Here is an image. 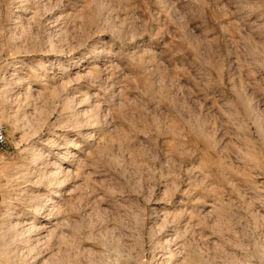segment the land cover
I'll return each mask as SVG.
<instances>
[{
	"label": "rangeland",
	"instance_id": "1",
	"mask_svg": "<svg viewBox=\"0 0 264 264\" xmlns=\"http://www.w3.org/2000/svg\"><path fill=\"white\" fill-rule=\"evenodd\" d=\"M1 2L0 221L17 204L29 227L55 195L33 250L0 232V264H118L106 232L130 264L166 260L175 232L209 264H264V0Z\"/></svg>",
	"mask_w": 264,
	"mask_h": 264
},
{
	"label": "bare ground",
	"instance_id": "2",
	"mask_svg": "<svg viewBox=\"0 0 264 264\" xmlns=\"http://www.w3.org/2000/svg\"><path fill=\"white\" fill-rule=\"evenodd\" d=\"M29 1H25V2H21L22 5H26L28 4ZM2 2L0 0V19H1V13H2ZM39 10H40V7H36L35 11V15L37 13H39ZM34 15V18H36V16ZM38 15V14H37ZM33 18V17H32ZM23 21V20H22ZM252 100V99H251ZM70 102V100H69ZM69 104V103H68ZM254 107V106H253ZM250 114V113H249ZM250 117L251 119L254 120V123L257 125V130L260 134L264 133V128H263V131L261 132L260 128L264 127L263 124L260 122V117L259 116H255V115H251L250 114ZM39 121V120H38ZM263 121V120H262ZM206 125V124H205ZM248 126V124H247ZM38 128V127H37ZM203 128V127H202ZM247 130H248V136L250 138H252V142L254 141L255 143V139L252 135V132H251V127L248 126L247 127ZM35 131V130H34ZM206 131V130H205ZM88 137H93L96 135L95 133V125H94V122L92 124V130L90 132V134L88 133L87 134ZM258 140H256L257 142ZM249 144V143H248ZM33 145V143H32ZM257 146V145H256ZM261 147V146H260ZM42 152V151H41ZM40 151H38L35 156L36 158L33 159L32 161H30L28 164H33V163H38V166L41 167V165L43 164V156H42V153ZM262 157H264V155H262ZM65 159V158H64ZM63 159V160H64ZM53 164V163H52ZM63 166H61V163H59L58 166H55V168H51L50 169V174H49V177L53 180V178L56 180V176L61 174L62 171H63ZM45 173V171H43ZM48 173V172H47ZM56 175V176H55ZM205 178V177H204ZM32 180V179H31ZM58 182V181H57ZM60 183V182H59ZM212 190H214V188H212ZM198 194V192H196ZM194 193V194H196ZM54 195H55V192L54 190L51 191L50 195H48V198H46V201L44 202H41V204H39L36 208H33L34 210H32L30 213H28V219L30 220V226L29 227H24V226H21V223H16L15 225L12 224V220L10 219L13 215V211L14 209L17 207L16 205L17 204H14L12 205V208H10V211L6 213V217H4L3 219H1L0 221V232L1 233H4L5 236H8L9 239H11V241H13V243L15 242H18L17 244V249H8L6 250V254L11 250V251H14V257H19L20 255H24L28 250L30 252V250L34 249L33 247H31V238H32V235L31 233L32 232H37L39 231V229L42 227L39 225L38 221L40 220V217L41 216H45L47 214H45L48 210H50V208L52 207L53 205V200H54ZM214 195V194H213ZM204 194H199L197 197V200L198 201H201L199 204L200 207H203L205 206L206 203H208V199L207 198H204L203 197ZM7 200V198H6ZM195 200V201H197ZM218 199L216 200V198L213 199V201L211 202H214L213 205H215L214 207H212V211L211 212H217V210L219 209V206H217L216 204L217 203ZM264 202V201H263ZM199 207V209H200ZM202 209V208H201ZM46 211V212H45ZM140 211V210H139ZM182 214V213H181ZM132 215H130L131 217ZM135 217H137V215H135ZM139 217V216H138ZM134 218V216H133ZM179 219V221L181 220V217H176ZM135 220V219H134ZM184 220V219H183ZM131 221V220H130ZM258 219H257V222H255L256 224V227L260 226L259 223H258ZM129 222V221H128ZM182 222V221H181ZM14 223V222H13ZM132 223H133V220H132ZM216 224V222H215ZM132 225V224H130ZM135 226V224H133ZM137 226V225H136ZM140 226V225H139ZM138 227V226H137ZM136 227V229H137ZM105 228V227H104ZM177 228V227H176ZM217 231H219L218 233L220 234L221 232V227H216ZM110 229V228H109ZM140 229V228H139ZM214 229V227H213ZM177 230V229H176ZM108 231V230H107ZM113 231V230H112ZM132 232V231H131ZM175 232V231H174ZM121 233V232H120ZM121 235V234H120ZM170 235V234H169ZM264 235V234H263ZM177 232H175V234H172V236H166L167 238H164L165 240L163 242H159L160 244H162V249H166V248H169L170 249V252H169V256L168 258L164 261L161 260L160 262H153V264H163V262H167L169 263L173 257L176 255V254H181L182 256H184V259L179 263V264H209L212 263L210 261V258H206L204 253L202 252H198L194 246L192 245V243H186V244H183L178 250H173L172 249V243L174 242V240L177 239ZM220 237H218L217 239H213V240H210L212 243H214L213 246H215V249H219L221 252H222V249L225 250V242H226V238L223 234H220L219 235ZM106 243L104 242V245L106 247V250L109 252L108 254H106V256L109 258H115V262L118 263V264H130L131 262V259H132V255H131V252L128 251L126 252V249H125V242L121 239V236L116 235L114 234V237L111 236L108 232H106ZM162 239V238H161ZM158 240V239H157ZM264 240V239H263ZM9 241V240H8ZM155 241V240H154ZM230 241V240H229ZM11 243V242H10ZM98 243V242H97ZM155 243H158L157 241H155ZM179 243V242H178ZM208 243V242H207ZM34 244V243H33ZM176 244V243H175ZM5 246H9V244H5ZM10 247V246H9ZM41 247V246H39ZM159 248V247H158ZM199 248V247H198ZM44 251V250H43ZM219 251V252H220ZM40 252L37 251L36 253L38 254ZM106 252V251H105ZM101 253V252H100ZM41 254V253H40ZM185 254V255H184ZM105 255V254H104ZM137 255V254H136ZM156 255V254H155ZM154 255V256H155ZM153 256V257H154ZM36 257V256H35ZM102 257H104L102 255ZM185 257H188V260H186ZM33 258V256H32ZM154 259V258H153ZM106 261V259H104ZM175 261H179V258ZM59 262V261H58ZM98 262H102V261H98ZM111 262V261H110ZM175 263V262H172V264ZM43 264H62L61 262L60 263H54V261H48V262H43ZM133 264V263H132ZM144 264V263H143ZM165 264V263H164Z\"/></svg>",
	"mask_w": 264,
	"mask_h": 264
},
{
	"label": "built area",
	"instance_id": "3",
	"mask_svg": "<svg viewBox=\"0 0 264 264\" xmlns=\"http://www.w3.org/2000/svg\"><path fill=\"white\" fill-rule=\"evenodd\" d=\"M7 142V132L6 127L0 124V150L6 145Z\"/></svg>",
	"mask_w": 264,
	"mask_h": 264
}]
</instances>
